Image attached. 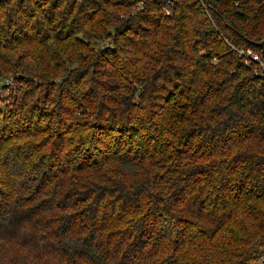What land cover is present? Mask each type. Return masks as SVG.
Returning a JSON list of instances; mask_svg holds the SVG:
<instances>
[{
	"label": "trees",
	"instance_id": "16d2710c",
	"mask_svg": "<svg viewBox=\"0 0 264 264\" xmlns=\"http://www.w3.org/2000/svg\"><path fill=\"white\" fill-rule=\"evenodd\" d=\"M10 78L0 264H264V0H0Z\"/></svg>",
	"mask_w": 264,
	"mask_h": 264
},
{
	"label": "rangeland",
	"instance_id": "374dc122",
	"mask_svg": "<svg viewBox=\"0 0 264 264\" xmlns=\"http://www.w3.org/2000/svg\"><path fill=\"white\" fill-rule=\"evenodd\" d=\"M143 1L145 0H140V4L141 6H143ZM139 9V7H138ZM100 46H105L104 45V42L100 43V45H98V47ZM14 80L12 78H10L8 81H3V82H0V107L2 109V112H5L6 111V106L8 105V99H9V96H10V93L12 91V89L14 88ZM9 88V89H7ZM5 189V188H4ZM4 191H2L0 193V195L2 194L3 195ZM11 191L6 192L5 191V195H8L10 194Z\"/></svg>",
	"mask_w": 264,
	"mask_h": 264
}]
</instances>
